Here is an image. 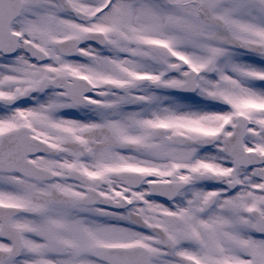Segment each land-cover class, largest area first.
<instances>
[{"label": "snow or ice", "instance_id": "6c2138e0", "mask_svg": "<svg viewBox=\"0 0 264 264\" xmlns=\"http://www.w3.org/2000/svg\"><path fill=\"white\" fill-rule=\"evenodd\" d=\"M0 264H264V0H0Z\"/></svg>", "mask_w": 264, "mask_h": 264}]
</instances>
